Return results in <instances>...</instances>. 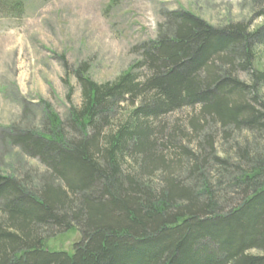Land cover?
<instances>
[{"label": "trees", "instance_id": "obj_1", "mask_svg": "<svg viewBox=\"0 0 264 264\" xmlns=\"http://www.w3.org/2000/svg\"><path fill=\"white\" fill-rule=\"evenodd\" d=\"M22 5L0 0V18ZM166 25L110 83L73 71L81 102L63 120L3 134L48 178L0 173V264H264V23ZM185 109L189 131L166 124ZM69 232L70 253L45 247Z\"/></svg>", "mask_w": 264, "mask_h": 264}, {"label": "rangeland", "instance_id": "obj_2", "mask_svg": "<svg viewBox=\"0 0 264 264\" xmlns=\"http://www.w3.org/2000/svg\"><path fill=\"white\" fill-rule=\"evenodd\" d=\"M22 8L19 18H0V173L34 185L48 178L46 171L2 136L15 129L39 134L48 111L63 120L71 106H80L73 71L85 68L97 84L114 81L139 59L135 47L167 31L170 12H187L215 29L264 23L252 0H23ZM256 49L255 68L262 70L264 45ZM196 116L197 109H185L165 122L187 132ZM79 239L64 233L45 247L70 253Z\"/></svg>", "mask_w": 264, "mask_h": 264}]
</instances>
